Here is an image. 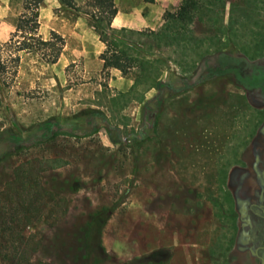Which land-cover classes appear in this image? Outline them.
Here are the masks:
<instances>
[{
    "label": "rangeland",
    "instance_id": "obj_1",
    "mask_svg": "<svg viewBox=\"0 0 264 264\" xmlns=\"http://www.w3.org/2000/svg\"><path fill=\"white\" fill-rule=\"evenodd\" d=\"M27 1L0 0V52ZM102 1L40 0L36 35L63 36L58 61L19 51L16 73L0 71V264H259L240 215L264 188L252 170L263 111L251 65L264 0H195L165 35L163 16L182 0H113L144 19L110 24L125 74L103 68L105 45L87 22V4ZM46 120L70 134L37 144ZM98 211L101 248L85 259Z\"/></svg>",
    "mask_w": 264,
    "mask_h": 264
},
{
    "label": "trees",
    "instance_id": "obj_2",
    "mask_svg": "<svg viewBox=\"0 0 264 264\" xmlns=\"http://www.w3.org/2000/svg\"><path fill=\"white\" fill-rule=\"evenodd\" d=\"M146 1L152 2L153 0ZM39 2L40 0H29L24 4L23 12L20 14L16 23L15 32L12 34L9 42L5 43V51L0 52L1 55L5 53V62L0 63V71L3 74L8 71L12 75L16 73L19 62V51H36L41 55V59L49 64H54L58 61L65 45L63 36L53 30L50 31L47 39H41L36 35ZM59 2L66 8H75L74 0H59ZM87 6H94L96 8V11L89 13L87 22L98 35L99 40L105 45V50L100 55L103 68H115L122 74H125L127 71L125 62L128 56L125 49L117 47V41L112 37L113 30L110 27L111 21L117 13L114 1L103 0L99 4L89 2ZM195 7V0H182L174 13L165 12L163 18L166 22L172 21L171 23L173 25L167 24L163 30V35L168 33V29H175V23L188 21L191 16V11ZM173 36L172 39L177 38L176 34H173ZM62 134H70V132L62 130L59 124L46 120L38 124L35 128L33 141L38 144L47 138ZM23 144L24 140L18 137L12 141V145L17 151L24 147ZM102 212L98 211L93 214L90 223L87 225V229L84 230L81 246L84 249L85 259L91 256L89 253L91 249L94 247L101 248L99 230L104 221Z\"/></svg>",
    "mask_w": 264,
    "mask_h": 264
},
{
    "label": "flooded vegetation",
    "instance_id": "obj_3",
    "mask_svg": "<svg viewBox=\"0 0 264 264\" xmlns=\"http://www.w3.org/2000/svg\"><path fill=\"white\" fill-rule=\"evenodd\" d=\"M251 65L260 73L259 75L262 79L253 97L254 99L259 98V100L255 99V101L258 103V108L263 111V118L259 128L263 141L259 147V153L255 156L256 162L252 166V170L257 172V176L262 179L264 187V164L261 168L258 167V164L264 159V42L260 52L252 60ZM244 90L246 94H249L248 88ZM248 214H251L253 220L246 218ZM240 217L243 220L240 227L247 228V230L242 232L245 241L249 245V247H246V250L259 264H264V188L259 190L255 197L250 200L247 208L242 209Z\"/></svg>",
    "mask_w": 264,
    "mask_h": 264
},
{
    "label": "crops",
    "instance_id": "obj_4",
    "mask_svg": "<svg viewBox=\"0 0 264 264\" xmlns=\"http://www.w3.org/2000/svg\"><path fill=\"white\" fill-rule=\"evenodd\" d=\"M165 2H166L165 5H168L170 3L169 0H166ZM132 16H134L133 11H130L129 14L122 15L121 11L118 10L116 15L114 16V18L111 21V27H113V28L128 27V28H133V29H139L140 24H143V21H144L143 17L140 15L139 17H136V19L133 21V20H131V18H133ZM263 42H264V38H262V40L259 44V47L256 51L257 53L255 52L256 54H254V56L251 57V60H253L255 58V56H257V54L260 52L262 45H263ZM106 69H108V68H106ZM220 91L223 95H225L224 90H220ZM238 93H240V92H238ZM242 94L243 93H240L239 97H238L240 99V102H241V100L245 99V97L244 98L242 97ZM220 118L222 120H225V118H227V116H225V112L224 113L222 112V115H220Z\"/></svg>",
    "mask_w": 264,
    "mask_h": 264
}]
</instances>
